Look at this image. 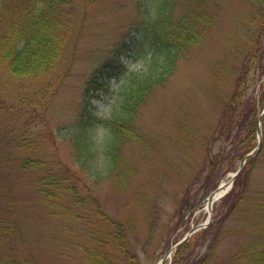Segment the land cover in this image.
Segmentation results:
<instances>
[{"label": "rangeland", "instance_id": "374dc122", "mask_svg": "<svg viewBox=\"0 0 264 264\" xmlns=\"http://www.w3.org/2000/svg\"><path fill=\"white\" fill-rule=\"evenodd\" d=\"M72 1L74 37L51 76L20 78L0 61V149H4V159L9 158V168L4 162L1 167L17 200V236L1 249H14L19 258L33 255L42 264H84L86 260L83 247L89 227L83 222L79 226L68 211L62 213L71 203L61 202L57 211L42 199L38 186L43 171L19 166L20 158L28 156L62 180L70 174L66 184L74 186L79 198L91 192L103 212L133 229L130 248L147 264H159L169 253V243L208 220L206 196L219 183L232 181L247 156V147L238 149L231 141H217L215 131L224 101L233 93L235 76L229 71L219 77L213 66L226 60L231 68L233 59L237 61L234 44L239 23L252 17L253 0H223L215 14V28L139 110L123 146L121 166L99 175L83 167L71 143L86 105L88 81L105 67L114 73L90 92L96 116L107 117L121 104L129 74L145 68L151 51L136 29L141 0ZM249 67L254 75H250L246 98L249 103L255 100L263 112L264 73L258 62H250ZM22 94L25 103L19 101ZM39 94L48 96V109L28 110ZM260 127L263 138L264 121ZM105 134L104 125L97 121L93 135L100 160ZM24 141L26 147H21ZM256 158L244 184L237 183L235 193L234 187L215 203L211 232L206 235L201 230L190 244L197 246L196 252L206 257L207 264H264L254 261L264 252V144ZM212 161L216 162L213 166ZM182 203H188L185 212L200 207L192 214L187 211L188 222L173 231L171 218ZM241 217L248 218L247 222ZM172 263L173 255L168 259Z\"/></svg>", "mask_w": 264, "mask_h": 264}, {"label": "trees", "instance_id": "16d2710c", "mask_svg": "<svg viewBox=\"0 0 264 264\" xmlns=\"http://www.w3.org/2000/svg\"><path fill=\"white\" fill-rule=\"evenodd\" d=\"M222 2L223 0L140 1V21L136 29L148 41L151 57L143 70L129 74L121 104L107 117L96 116L91 103L93 94L90 92L99 88V81L104 84L114 73L110 74L105 67L103 71L98 72V76L88 81L86 105L82 109L80 121L75 124L71 133V143L75 147L77 159L84 168L88 167L93 174L99 175V172L110 174L121 166L123 146L139 110L157 88L166 85L175 74L179 62L196 52L198 46L215 28V14ZM253 8L252 17L239 23V36L234 44L237 61L233 59L231 68L226 60H220L213 66L219 77H223L229 71L235 76L233 93L224 101L223 115L215 131L217 141H231L238 149L247 147L245 155L251 153L257 145L258 118L261 114L256 101L249 103L246 98L247 87H250V75H254L249 63L258 62L264 73V0H253ZM74 11L72 0H0L1 64L20 78L51 76L58 61L69 48L71 38L74 37ZM23 94L20 95V103L27 101L22 97ZM38 97L41 99L38 101V98L28 110L37 112L43 108L48 109V96L39 94ZM97 121H100L106 130L102 141L104 152L102 160L93 135V127ZM23 143L21 147H26V141ZM4 158H6L4 149H0V264H42L33 255L19 258L20 253L14 249L7 251L1 249L5 242L17 236V221L14 218L17 200L13 197L12 184L8 182L1 167V162L8 167L9 158ZM256 160V156L248 158L247 164L235 181L234 193L237 183L244 184ZM215 163L213 162L211 166ZM19 166L24 170L30 168L43 171L38 186L42 199L44 198L57 211L62 206L61 202L71 203L70 206L74 210L68 206L62 213L68 211L69 215L75 217L79 226H82L83 222L84 227H89L88 237L84 239L86 244L83 247L86 252L84 264H147L137 251L130 248L128 238L133 234V229L103 212L100 203L94 197L91 198V192L86 193L85 198H79L74 186L66 184L71 179L70 174L62 180L53 171L45 168L42 162L28 156L20 158ZM187 204L182 203L174 212L171 218L173 224L169 225V228L173 227V231H177L181 225L188 222L185 212ZM76 206L83 212L76 209ZM176 217L178 219L175 222ZM215 219L214 215L212 224ZM241 219L245 222L248 220L245 217ZM211 227L214 225L203 230V233L208 235ZM196 235L174 252V264H207L206 257L196 252L197 246L190 247L193 239L199 237ZM179 239L169 243L170 248ZM261 254L255 256V262L264 263V252Z\"/></svg>", "mask_w": 264, "mask_h": 264}, {"label": "water", "instance_id": "95a60500", "mask_svg": "<svg viewBox=\"0 0 264 264\" xmlns=\"http://www.w3.org/2000/svg\"><path fill=\"white\" fill-rule=\"evenodd\" d=\"M262 117V116H261ZM261 130L259 129V133H260V137H261V132H260ZM261 147H262V142L260 141V144H259V146H258V148L252 153V154H250V155H255V154H257V153H259L260 152V150H261ZM249 155V156H250ZM244 164H245V161H243L242 162V164H241V166H240V170L238 171V173L235 175V176H237L238 174H239V172L242 170V168H243V166H244ZM213 197L214 196H212L211 198H210V202H209V205H211L212 204V201H213ZM210 224V221L208 222V224L206 225V226H208ZM198 229H199V227L198 228H193V229H191L190 230V232L187 234V236L182 240V241H180L179 243H177L176 245H175V247L163 258V260L160 262V264H165V262H166V260L169 258V256L171 255V253L173 252V250L174 249H176L178 246H180L181 244H183L185 241H187V239L190 237V236H192L194 233H196L197 231H198Z\"/></svg>", "mask_w": 264, "mask_h": 264}]
</instances>
